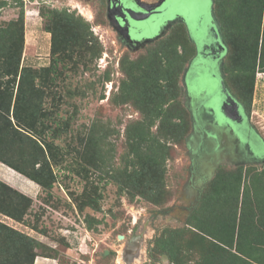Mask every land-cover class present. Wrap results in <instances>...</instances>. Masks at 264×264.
<instances>
[{
    "label": "rangeland",
    "instance_id": "374dc122",
    "mask_svg": "<svg viewBox=\"0 0 264 264\" xmlns=\"http://www.w3.org/2000/svg\"><path fill=\"white\" fill-rule=\"evenodd\" d=\"M20 1L22 9L13 0H0V4L4 3L0 7V27L9 26L13 37L12 47L4 54L17 56V50L18 72L21 67H25L39 73L34 83L44 94L43 109L49 121L58 123L65 132L54 142L63 151L64 159L53 166L55 180L50 189L39 186L0 163V182L14 192L0 188L7 194V200L12 198L13 205L18 204L13 209L5 205L3 211H0V223L25 236L27 239L24 242L27 246L31 245V253L35 254L34 257L32 254L26 258L20 257L16 264H200L207 243H201L194 237L188 223L193 211L199 207L201 198L211 194L212 180L218 173L233 174L238 167L256 172L264 167V73L256 72L247 113L237 99L229 95L231 91L234 92L235 86H229L230 91L223 85L227 79L223 67L228 65L234 75L236 65L231 64L232 60L235 61V53L229 52L222 43L221 34L216 31L215 21L218 23L219 16L216 15V9L221 7L222 0H202L203 10L192 21L199 24L203 19L205 28L210 26L212 29L211 36L207 33L205 35L200 55L203 53V58L207 59L215 54L217 58V64L213 61L212 65L201 72L196 81L197 89L201 93L207 90L215 96L218 90L221 91L219 98L222 95V105L228 114L224 115L223 112L224 120L215 129L217 149L214 150V158L208 159L209 162L196 158L198 145L191 130L180 137L177 133L168 141L172 153L164 164L162 189L159 192L164 201L160 203L139 195L132 197L131 192L120 190L117 184L104 174L100 175L94 167L86 169L87 178L76 171L80 170L82 159L85 158L80 142L87 139L91 128L106 135L105 148L109 150L107 158L116 175L132 169L134 160L129 151L127 131L140 122L142 114L130 100V73L133 70L129 66L146 65L149 50H156L157 42L176 33L177 30L173 33L171 28L182 23H171L172 26L161 39L132 48L106 18V0ZM140 1L155 3L158 0ZM227 6L223 9L229 11ZM54 13L58 16L57 20ZM63 13L81 17L88 24V31L84 38L71 41V53L53 55L51 43L54 33L50 25L56 20L63 28L67 21ZM235 18L238 25L244 28L248 20L243 17L240 19L238 15ZM70 30L65 28L61 48L69 45ZM195 31L193 35L200 37L204 35L205 29ZM185 32L195 49L186 28ZM68 53L72 59L68 58ZM193 57H186L178 74V96L174 100L166 99L163 107L166 112L149 128L154 137L159 135L162 118H167L166 113L174 117L173 123L178 124V118L171 111L175 106L182 110L184 119L190 117L185 102L187 87L184 85V75ZM53 59L56 62L54 70L58 75L55 77L51 69ZM213 78L217 84L212 81ZM7 79L0 75L1 90L5 89ZM18 79L9 86L13 98ZM241 89H245V93L248 91L245 86ZM8 111L5 113H9V120L15 125L12 107ZM234 120L246 127L249 139L260 142L261 161L241 158L222 160L217 155L222 141L220 136L230 131L227 127L233 125ZM198 127L201 130L208 129L203 122ZM18 131L23 134L27 132ZM248 141L242 139L241 150L246 148L247 143L254 149L255 144ZM203 151L205 153L208 150L204 148ZM197 170L203 173L202 176L197 175ZM92 201L97 207L96 211L91 207ZM11 211H15L16 215L23 214L22 218L18 220L13 217ZM171 239L179 241L177 247H172Z\"/></svg>",
    "mask_w": 264,
    "mask_h": 264
},
{
    "label": "trees",
    "instance_id": "16d2710c",
    "mask_svg": "<svg viewBox=\"0 0 264 264\" xmlns=\"http://www.w3.org/2000/svg\"><path fill=\"white\" fill-rule=\"evenodd\" d=\"M13 1L22 9L20 0ZM3 4L2 2L0 7ZM227 4L229 11L223 9ZM220 6L216 9V15H219L217 21L221 38L229 52L235 53V61L232 60L231 64L236 65L234 75L229 71L228 65L223 67L227 77L224 85L228 89L229 86H235L234 92L229 89L231 95L248 113L256 72L264 73V0H222ZM20 14L22 15V12ZM63 15L67 19L63 28L56 21V13V20L50 25L54 33L51 43L53 55L70 52L71 41L84 38L88 31V24L81 17L68 16L65 13ZM237 15L240 19L243 17L248 20L244 28L236 22ZM65 28H71L70 43L61 48ZM171 32L174 34L157 42L156 50H149L146 65L129 66L133 72L138 69L135 74L130 73V100L142 114L140 122L127 131L129 151L134 160L132 169L117 176L108 162L106 135L91 128L87 139L80 142L85 158L82 159L80 170L76 171L87 178L86 169L94 167L100 175L104 174L117 184L120 190L131 192L132 197L139 195L157 203L164 201L159 192L162 189L164 164L172 153L168 141L173 139L175 134L178 133V137L184 136L191 129L189 117L184 119L182 110L175 106L171 111L172 115L178 118V124L173 123L174 117L166 113L167 118H162L159 135L154 137L149 131L154 121L166 112L163 108L166 99L174 100L178 96V74L186 57L194 55V48L188 40L185 26L176 24L171 28ZM11 34L9 26L0 27V75L1 78L8 77L4 83L5 89L0 88V163L39 186L50 189L55 180L53 166H57L64 159L63 151L58 149L54 142L60 139L65 130L55 121H49L43 109L44 94L34 83L39 73L25 67H21L18 72L17 50V56L4 54L12 47ZM17 48L20 49L18 44ZM70 53L68 58L72 59ZM55 64L53 59L51 69L54 77L57 75ZM17 77L19 79L13 98L9 86ZM241 86L247 87L248 91L245 93ZM10 107L15 125L11 124L9 113H5ZM17 128L27 131L26 134ZM78 165L80 166V163ZM0 187L14 192L1 182ZM210 187L211 194L201 198L199 207L193 211L188 223L189 231L194 237L201 243H207V250L200 264H264V167L258 172L238 167L233 174L218 173ZM1 188L0 211H3L5 205L13 209L18 204L13 205L12 198L7 200V194ZM91 207L93 211L97 210L93 201ZM10 213L18 220L23 215H16L15 211ZM26 239L0 223V264H16L20 257H29V254H32L31 245L27 246L24 242ZM170 241L172 247H177V239ZM18 255L20 256L17 258ZM34 256L33 253L32 257Z\"/></svg>",
    "mask_w": 264,
    "mask_h": 264
},
{
    "label": "flooded vegetation",
    "instance_id": "af4514ba",
    "mask_svg": "<svg viewBox=\"0 0 264 264\" xmlns=\"http://www.w3.org/2000/svg\"><path fill=\"white\" fill-rule=\"evenodd\" d=\"M140 2H141L140 7L150 8L154 5H156L159 2V0L155 3H145L142 1H140ZM202 2H203L202 0H166L154 12L151 11L152 15L149 16L147 21H135V22H133V21L127 20V22L129 23V27L131 29H133V30L129 31L131 33L132 40L139 41V40H142V37L145 38V36L143 35L144 34L143 29L150 27V25L159 26L160 21H161L160 17L165 15L166 17H164L163 21L165 22L166 25L163 27V31H162L163 35L160 38L156 39V41L161 39L164 36L165 31L169 27L172 26L170 20H171V16L174 14L175 9L179 12H182L186 16V18L191 17V15H193V14H195L196 16H199L198 14H200L203 10V9H201L202 8ZM108 4L109 3L106 0V10H105L106 13L105 14H106L107 19H108V10H109ZM117 4H119L118 5L119 8L121 7L122 12H123V9L125 7H128V8H132L133 10H135L134 12L137 14L138 17L143 16L140 12H138V10L140 8L136 9L132 5L128 4L127 2H124L123 0H117L116 8H117ZM115 12L116 11H114V13ZM125 19H126V17H125ZM189 20H191V19L189 18ZM194 21H191L192 23H190V24H191V26H193V28L196 29V31L200 30V28H202L203 31L205 29V31L203 32L204 35L202 34L200 37L195 36V37H193L194 40L191 39V37H190V33L188 31L189 25L187 23H184L183 21H180V20L178 22H181L185 26V28L188 32L190 41H192L195 44L194 57L190 61L188 68L185 69L184 85L187 87L186 88L185 102H186V106H187L189 113H190L189 119H190V123H191V129H190L191 135L193 136V138H196V143L198 145L197 146L198 151L195 152L196 153L195 156L197 159L203 160L205 162V161H208L209 158H211V157L214 158V156H215L214 150L217 149V145H216L217 141L215 139V134H216L215 129L218 128L219 122L224 117L223 115L220 116L219 111L216 110V107H217V109L222 108L225 115L228 114V110L226 108H224L222 105L223 104L222 100H221L222 95H220V98H219V93L221 94V91L218 90L216 93V96H215L211 92L209 93L207 90L205 92L201 93L197 89L196 81L199 79L201 72L204 69H206V67H209L210 65H212L214 63L213 61H215V63L217 64V58L215 57V54H214V56L212 55L211 57H208L207 59L203 58L204 57V56H202L203 53L200 55V53H201L200 49L202 47L201 44H205V42H204L205 41V39H204L205 35L208 34V36H211L212 29L210 28V26L205 28L206 25L203 22V19L199 24H197ZM153 28H154V26H153ZM121 32H122V34H124L123 30H121ZM219 34H220V32H219ZM147 36H150V34L148 33ZM154 41L155 40H153L152 42H154ZM132 48H134V46ZM217 66H219V63ZM219 70H220V68H219ZM216 73H217V70H216ZM221 80L223 81V75L221 77ZM212 81L217 84V82L214 78L212 79ZM223 85H224V82H223ZM229 95H231V94H229ZM231 97H233V96L231 95ZM233 99H235V98L233 97ZM239 104L241 105V103H239ZM242 108H243V106H242ZM200 122L207 124L208 129L207 130L206 129H203V130L199 129L198 125L200 124ZM233 123H234L233 125L230 124V126L227 127L228 129H230V131L229 130L225 131L222 135L219 134V135H221L220 137H221L222 141L220 144V148L218 150V152H220V153L217 155H220V158L222 160L223 159H228V160L238 159L239 160L240 158L243 160L258 159L259 158L258 156H260V153H259L260 142L259 141L257 142L255 139H251V138L249 139V137L246 136V127L243 124H241L240 122L236 123V120H234ZM242 139L243 140L246 139L247 141L249 140L248 142H253L255 144L254 149L252 150L250 144L247 143L246 148L244 150H241L240 142L242 141ZM204 148H207V150H208L205 153H203ZM214 162H216V161H214ZM198 170H199V168H198ZM198 170H197V173H198L197 175L202 176L203 173H201Z\"/></svg>",
    "mask_w": 264,
    "mask_h": 264
},
{
    "label": "water",
    "instance_id": "95a60500",
    "mask_svg": "<svg viewBox=\"0 0 264 264\" xmlns=\"http://www.w3.org/2000/svg\"><path fill=\"white\" fill-rule=\"evenodd\" d=\"M107 1L109 3L108 4L109 5L108 19H109L111 25L113 26L114 30H116L119 33V35L128 44V46H130V47L134 46V48L142 47L144 44L150 43L151 41L156 40L163 35V32H162L163 27L166 25L165 22L163 21L164 17H166L165 15L160 17L161 21L159 20L160 21L159 26L150 25V27L143 29V33H144L143 35L145 36V38L142 37V40H139V41L132 40L131 33L129 31L133 30V29H131L129 27V23L127 22V20H130L133 22H135V21H147L149 16L152 15V12H154L158 7H160L166 0H159V2L156 5H154L150 8L140 7L141 2L139 0H123L124 2H127L128 4L132 5L136 9L140 8L138 10V12H140L143 15L142 17H138L137 14L134 12L135 10H133L132 8L125 7L123 9V12L121 11V7L119 8V6H118L119 4H117V8H116L117 0H107ZM210 2H211V0H210ZM114 11H116V12L114 13ZM125 17H126V19H125ZM195 17L198 18L199 16H196L195 14H193V15H191V17H189L191 19V20H189V18H186V16L182 12H179L175 9L174 14L171 16L170 22L176 23L180 20V21H183L184 23H187L189 25L188 31L190 33V37H191V39L194 40V38H193V37H195L193 35L194 30L192 31L193 26H191L190 23H192L191 22L192 18H195ZM215 23L217 24L216 25L217 26L216 31L220 32L218 23L216 21H215ZM153 26H154V28H153ZM121 30L124 31V34H122ZM148 33L150 34V36H147ZM220 73H221V71H220ZM216 110L219 111L220 115L221 114L223 115L222 108L217 109V107H216ZM258 157L259 158L255 159V161H261V159H262L261 156H258ZM263 161H264V159H263ZM119 239H122V237H120Z\"/></svg>",
    "mask_w": 264,
    "mask_h": 264
},
{
    "label": "bare ground",
    "instance_id": "6f19581e",
    "mask_svg": "<svg viewBox=\"0 0 264 264\" xmlns=\"http://www.w3.org/2000/svg\"><path fill=\"white\" fill-rule=\"evenodd\" d=\"M134 247H135V246H134ZM130 251H131V252H133L134 250H133V251H132V250H130ZM131 252H130V253H131ZM130 253H129V254H130ZM132 256H133V255H132Z\"/></svg>",
    "mask_w": 264,
    "mask_h": 264
}]
</instances>
